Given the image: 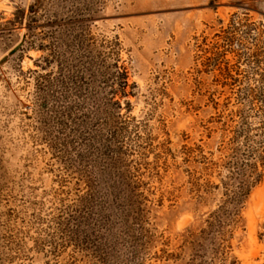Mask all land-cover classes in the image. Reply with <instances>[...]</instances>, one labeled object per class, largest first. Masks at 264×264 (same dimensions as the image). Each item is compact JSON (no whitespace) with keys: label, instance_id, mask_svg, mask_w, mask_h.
<instances>
[{"label":"rangeland","instance_id":"374dc122","mask_svg":"<svg viewBox=\"0 0 264 264\" xmlns=\"http://www.w3.org/2000/svg\"><path fill=\"white\" fill-rule=\"evenodd\" d=\"M0 264H264V0H0Z\"/></svg>","mask_w":264,"mask_h":264},{"label":"trees","instance_id":"16d2710c","mask_svg":"<svg viewBox=\"0 0 264 264\" xmlns=\"http://www.w3.org/2000/svg\"><path fill=\"white\" fill-rule=\"evenodd\" d=\"M121 79H122V84L120 87V90L123 92V94H126V88L128 86V81H127V72L125 70L120 71Z\"/></svg>","mask_w":264,"mask_h":264}]
</instances>
